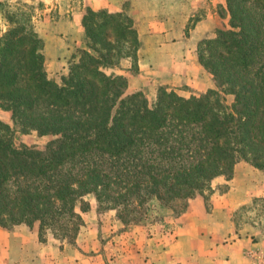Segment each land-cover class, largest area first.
<instances>
[{
  "label": "trees",
  "instance_id": "obj_1",
  "mask_svg": "<svg viewBox=\"0 0 264 264\" xmlns=\"http://www.w3.org/2000/svg\"><path fill=\"white\" fill-rule=\"evenodd\" d=\"M226 5L230 27L197 47L218 88L185 97L160 86L152 100L127 94L126 76L106 72L124 59L137 69L141 41L126 12L87 9V48L59 82L29 13L9 12L0 108L13 126L0 120V226L37 224L40 241L47 230L72 240L83 224L75 204L88 193L129 223L152 198L182 214L240 161L264 171V0ZM17 131L54 138L38 148L18 143Z\"/></svg>",
  "mask_w": 264,
  "mask_h": 264
},
{
  "label": "crops",
  "instance_id": "obj_2",
  "mask_svg": "<svg viewBox=\"0 0 264 264\" xmlns=\"http://www.w3.org/2000/svg\"><path fill=\"white\" fill-rule=\"evenodd\" d=\"M82 3L84 8L93 10H121L114 0H82ZM130 8L140 18L137 85L146 81L174 87L187 84L197 90L210 86L194 50L197 39L207 31L201 36L191 31L186 34L190 0H131ZM72 14L69 20L53 22L49 33L43 35L45 66L50 74L63 69L75 44L71 35L76 30L82 31L83 10L79 7ZM255 197L264 198V171L248 163L235 164L227 190L211 195V213L204 199L196 196L184 213L173 217L176 230L167 235L181 244L191 245L167 246L159 255L166 258L167 264H264V231L241 235L233 227L238 208ZM191 219L197 223L195 226L188 224ZM227 236L231 240L224 242ZM54 241L52 235L46 242L40 241L37 224L0 226V264H64L66 258Z\"/></svg>",
  "mask_w": 264,
  "mask_h": 264
},
{
  "label": "rangeland",
  "instance_id": "obj_3",
  "mask_svg": "<svg viewBox=\"0 0 264 264\" xmlns=\"http://www.w3.org/2000/svg\"><path fill=\"white\" fill-rule=\"evenodd\" d=\"M114 1L121 5V10H107L109 12H126L134 20L138 31L140 18L133 14V10L130 8L131 0ZM82 4V0H0V35L9 27L10 22L7 17L9 12L24 10L31 16L34 29L44 42L43 35L49 33L53 22L71 19L73 10L79 7L83 10V17L88 8H84ZM190 4L191 13L187 16L185 22L186 34L191 31L192 34L201 36L205 30L207 31V34L199 37L196 41L194 50L197 56L199 42L205 38L214 37L218 29L229 28L230 17L227 12L226 0H190ZM209 28H211V32ZM81 30H76V34L71 35L74 37L75 44L68 55L69 57L65 60L63 69L55 74H50L47 71L49 78L59 82L61 76L68 71L70 64L79 58L80 51L87 48L82 18ZM203 69L211 83L204 90L194 89L187 84L174 87L147 81L139 86L136 83L139 68L137 65L135 70V65L130 59L122 60L119 67L107 68L106 72L126 76L128 80L127 94L141 91L149 100H152L160 86L172 89L177 94L185 97L198 95L208 88H218V81L204 67ZM226 100L231 103L233 100L232 95H227ZM0 120L13 126L12 112L0 108ZM15 134V140L18 143H25L38 148H43L54 138L52 135H39L35 131L29 133L17 131ZM238 163L246 162L240 161ZM231 178L227 179L225 176H219L211 182L210 190H205L203 194L197 195L203 199L204 197L207 198L204 201L208 212H212V193L226 191ZM75 210L81 214L83 224L74 239L56 238L50 230L43 232L42 235L43 242H46L50 235L54 237V244L61 249L62 255L66 258L63 260L64 264H167L166 258L159 255L161 249H165L167 246L182 248V246L191 245L181 244L170 238V234L167 235V233L176 230L173 217L179 215L175 214L171 208L162 206L156 198L150 199L146 203L142 215L137 220L129 223H123L115 209L108 208L105 204L100 206L94 193H88L79 199L75 204ZM235 222L236 224L233 227H236L241 235L264 231V198L255 197L249 204L240 206L235 215ZM188 224L192 226L197 223L191 219L188 220ZM230 240L231 237L227 236L224 242ZM221 241L223 242L222 239Z\"/></svg>",
  "mask_w": 264,
  "mask_h": 264
}]
</instances>
